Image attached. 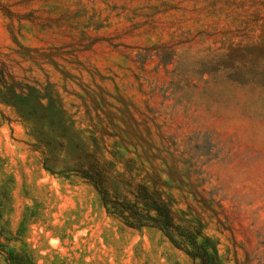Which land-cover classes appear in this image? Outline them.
I'll return each instance as SVG.
<instances>
[{
    "label": "rangeland",
    "instance_id": "1",
    "mask_svg": "<svg viewBox=\"0 0 264 264\" xmlns=\"http://www.w3.org/2000/svg\"><path fill=\"white\" fill-rule=\"evenodd\" d=\"M84 148L129 188L164 179L223 264H264V0H0L6 247L37 264H195L107 213L67 170Z\"/></svg>",
    "mask_w": 264,
    "mask_h": 264
},
{
    "label": "trees",
    "instance_id": "2",
    "mask_svg": "<svg viewBox=\"0 0 264 264\" xmlns=\"http://www.w3.org/2000/svg\"><path fill=\"white\" fill-rule=\"evenodd\" d=\"M18 42V41H17ZM20 44V43H19ZM15 99H9L19 113L28 119L36 115L33 109H23L18 102L21 96L13 93ZM43 106L39 118L54 120L58 112L50 106ZM50 110V111H48ZM47 146L43 149L44 164L47 169L54 170L50 162L58 161L55 154L56 147L50 148L51 141H41ZM62 148L64 144L61 145ZM49 150V155L47 152ZM71 162V163H70ZM67 170L74 172L78 177L87 181L97 191L107 213L120 219L125 225L135 229L152 228L161 231L165 237L178 249L185 252L195 264H223L217 247L212 238L203 228L189 223L180 217L174 207V200L167 188L169 185L160 176L152 183L137 182L135 185L125 184L114 178L111 163L104 159L96 150L84 148L75 157L71 158ZM10 186L1 188L0 195L10 200ZM3 204L0 203V207ZM0 209V216H1ZM0 264H37L33 255L25 251L11 250L6 247L0 237Z\"/></svg>",
    "mask_w": 264,
    "mask_h": 264
}]
</instances>
